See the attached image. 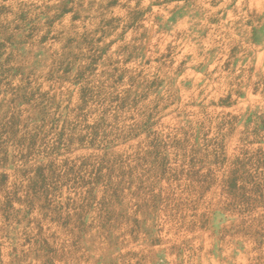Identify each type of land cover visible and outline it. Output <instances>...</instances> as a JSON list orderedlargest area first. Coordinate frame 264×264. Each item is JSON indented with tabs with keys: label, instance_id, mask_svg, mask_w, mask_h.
Instances as JSON below:
<instances>
[{
	"label": "rangeland",
	"instance_id": "obj_1",
	"mask_svg": "<svg viewBox=\"0 0 264 264\" xmlns=\"http://www.w3.org/2000/svg\"><path fill=\"white\" fill-rule=\"evenodd\" d=\"M0 264H264V0H0Z\"/></svg>",
	"mask_w": 264,
	"mask_h": 264
}]
</instances>
